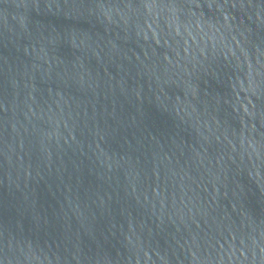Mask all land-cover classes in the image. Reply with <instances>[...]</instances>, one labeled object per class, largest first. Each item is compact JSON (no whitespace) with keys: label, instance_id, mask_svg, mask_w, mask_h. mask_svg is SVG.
I'll list each match as a JSON object with an SVG mask.
<instances>
[{"label":"water","instance_id":"water-1","mask_svg":"<svg viewBox=\"0 0 264 264\" xmlns=\"http://www.w3.org/2000/svg\"><path fill=\"white\" fill-rule=\"evenodd\" d=\"M0 264H264V0H0Z\"/></svg>","mask_w":264,"mask_h":264}]
</instances>
